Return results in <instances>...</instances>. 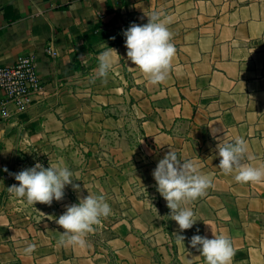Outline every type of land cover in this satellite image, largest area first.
Instances as JSON below:
<instances>
[{
    "label": "crops",
    "instance_id": "0c3cea01",
    "mask_svg": "<svg viewBox=\"0 0 264 264\" xmlns=\"http://www.w3.org/2000/svg\"><path fill=\"white\" fill-rule=\"evenodd\" d=\"M153 13L170 20L176 47L168 79L158 85L127 59L123 36ZM48 44L57 58L47 54ZM109 48L117 54L104 79L98 57ZM25 53L36 57L45 94L25 113L0 116V168L33 167L26 156L40 145L48 164L62 162L73 172L80 192L69 185L51 206L18 197L12 204L2 183L0 264H186L188 257L206 264L189 241L213 233L230 238L232 264H264V182L242 184L235 172L225 175L216 149L220 138L242 137L253 157L245 163L264 166V0H0V65ZM115 105L130 109V121H98ZM119 130L125 145L110 152L123 159L122 171L130 159H145L131 167L132 179L115 186L113 166L65 162L60 146L69 143L67 157L76 159V142L102 141ZM170 148L212 179L205 195L181 205L197 221L179 233L184 242L152 175ZM84 169L96 177L83 179ZM88 192L105 198L110 215L93 226L85 248L61 245L56 219ZM29 244L35 251L26 254Z\"/></svg>",
    "mask_w": 264,
    "mask_h": 264
},
{
    "label": "clouds",
    "instance_id": "9594fccd",
    "mask_svg": "<svg viewBox=\"0 0 264 264\" xmlns=\"http://www.w3.org/2000/svg\"><path fill=\"white\" fill-rule=\"evenodd\" d=\"M169 23L170 20H161L158 13H153L148 17L147 23H132L123 30L127 59L152 85L164 83L168 79L176 55V47L171 42ZM113 52L117 54L115 49L109 48V51L102 52L98 57V77L107 78L115 63ZM218 131L220 130L217 129L215 133L211 131L214 138ZM216 149L220 158L218 167L225 175L235 172V181L242 184L264 182V166L254 167L245 163L246 158L252 160L253 157L249 154L247 142L242 137L235 138L234 142L223 143L220 138ZM4 171L7 172L8 169L4 168ZM10 175L14 176L18 184L8 187V192L15 197L25 198L29 205L40 203L51 206L54 200L62 201L65 188L69 185L74 191L80 192V185L74 183L75 180L72 179L73 172L62 162L49 164L47 168L36 162L33 167ZM152 175L157 191L170 209L172 220L178 225L177 239L184 242L185 236L179 233L191 229L197 221L193 219V211L190 208H182L181 205L205 195L206 190L212 185V179L209 175L203 174L194 161H182L171 148L159 160ZM77 199L78 203L67 205L65 212L55 222L63 229L59 240L61 245L85 248L87 234L94 231L93 226L98 225L101 218L110 215L111 208L102 195L97 196L88 192L87 196L78 195ZM189 244L205 258L206 264H232L235 249L226 235L213 233L210 239L197 234L190 238ZM35 247L34 244H29L24 252L31 254ZM186 264H192L191 258L186 259Z\"/></svg>",
    "mask_w": 264,
    "mask_h": 264
},
{
    "label": "rangeland",
    "instance_id": "374dc122",
    "mask_svg": "<svg viewBox=\"0 0 264 264\" xmlns=\"http://www.w3.org/2000/svg\"><path fill=\"white\" fill-rule=\"evenodd\" d=\"M130 114L131 111L129 108H121L120 105H115V107H113V109H108V110H103L100 112V118L98 121H106L105 118H107V121H130ZM102 117V118H101ZM121 127V126H120ZM122 128V127H121ZM105 129H103L104 132ZM110 132H113L112 128H109ZM118 133H114V134H110L109 138L106 137L104 140L102 141H96V142H90V141H82L81 145L80 143H75L76 147L78 148V151H81V156H78L76 159H71L70 157H67V148L70 146L69 143H66V146L62 147L60 146V149L62 151L65 152V159H66V163L67 165L69 164L71 166V163H75L76 164L78 162L81 163V166H83L84 168H88L90 166V164H93V166L95 165H100V167H104L105 165H110L113 166V168L115 169L114 171H112L113 173V182L114 185L118 186L121 181L123 180L122 178H124L125 176L128 177L127 180L132 179L133 177H135V175L132 173L133 171H135L136 168H131V167H137V164L139 163H144L145 159L141 161L136 160L134 158L130 159V163L128 166H126L125 168L127 169L126 172L122 171V158L119 155H115V157L111 156V150L115 149V150H119V152L122 150L123 146L125 145V143H122L121 140H119V138H121V131H115ZM112 139H116V141H113ZM73 143V142H72ZM72 143L71 147H72ZM39 149L37 151H32L30 152V155L28 154L27 157V161H31L32 166H34V164L36 162H39L41 164H43L46 168L49 166V162H53L52 160H47V155L44 154L45 153V149H43L40 145L38 146ZM55 147V146H54ZM52 147V148H54ZM46 150H51V147L47 148ZM118 152V153H119ZM107 153V154H105ZM52 154V153H51ZM94 154H96V158L94 159L92 156H94ZM80 157V158H79ZM68 158V159H67ZM52 159V158H51ZM26 161V159H25ZM139 162V163H137ZM125 164V163H124ZM130 169H129V168ZM84 172L80 175L83 179H87L89 180L92 177H96L95 174L90 175L89 173H87L88 170H83ZM87 173V174H84ZM102 172H99V177L98 180L101 179L102 182L104 180H106L105 174H101ZM125 173V175H124ZM103 175V176H101ZM105 178V179H104ZM16 184V180L13 177V180L10 184H6V189L8 187H10L11 185ZM8 192V189H7ZM9 196H8V201H11L12 204L16 202L15 200V196L10 194L8 192ZM14 198V200H12L11 198ZM116 199V197H115ZM113 220L115 218H117V215L115 214V216H112ZM103 221H105L104 219H101Z\"/></svg>",
    "mask_w": 264,
    "mask_h": 264
},
{
    "label": "built area",
    "instance_id": "2783aa9c",
    "mask_svg": "<svg viewBox=\"0 0 264 264\" xmlns=\"http://www.w3.org/2000/svg\"><path fill=\"white\" fill-rule=\"evenodd\" d=\"M47 54L55 59L58 52L52 44L46 48ZM45 94L34 54L19 55L9 65H0V116L4 119L18 116L28 111L34 100ZM11 171L0 168V185L10 184L13 180Z\"/></svg>",
    "mask_w": 264,
    "mask_h": 264
}]
</instances>
